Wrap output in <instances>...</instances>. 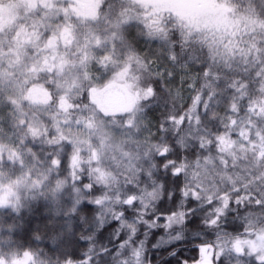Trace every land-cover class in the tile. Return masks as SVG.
<instances>
[{
	"label": "trees",
	"instance_id": "1",
	"mask_svg": "<svg viewBox=\"0 0 264 264\" xmlns=\"http://www.w3.org/2000/svg\"><path fill=\"white\" fill-rule=\"evenodd\" d=\"M26 1L0 0V48L8 58L22 62L20 67L26 58L21 53L23 43L32 41L37 46L50 43L56 30L52 22L34 26L33 19L24 13ZM130 2L133 5L127 0H104L96 11V20L72 19L65 26L77 38L83 39L87 34L110 46L104 57L103 77L98 72L89 81L79 71L78 78L72 82L64 72L34 73L23 67L24 75L19 76L21 70L14 75L6 69L0 70L5 72L0 78V182L9 181L5 187L13 188L17 195L10 199L15 209L0 204V257L31 253L44 264H66L68 259H72V264H82L80 259L85 256L91 257L95 264L97 253L118 243L114 238L109 239L111 229H101L92 244L86 242L92 234L95 208L88 205L75 213L72 209L78 208L77 200L95 197L78 190L82 189L78 180L84 178L102 188L107 199L99 210L101 214L105 209L117 210V197L126 195L129 186L137 189L139 197L152 203L147 193L152 191L156 180L150 175L155 171L152 167L155 156L163 144L175 142L178 128L170 125L166 133H161L160 122L170 110L186 111L179 107L181 101L175 96L174 83L164 77V82L173 89L175 109L171 101L157 104L149 113L148 130L143 132L140 129L146 121L138 118L143 116L155 83L151 78L158 75L149 70L150 60L164 63L168 70L184 72L180 64L174 65L169 60L173 54L180 58L181 64L185 60L194 61L190 73L194 79L197 72L210 69L211 79L198 80L197 91L191 88L183 98L190 104L200 88L206 89L205 97L214 92L211 107L219 117L207 121L208 114L201 113L208 124L205 130L203 126L197 127L193 114L191 132L186 126L181 133L188 141L185 147L189 148L188 154L180 153V164L185 166L183 182L198 192L202 203L208 198L221 206L226 200L231 201L228 215L220 221V232H206L203 242L240 236L264 223V92L261 91L264 89V0H202L200 6L205 13L212 14L208 19L212 23L206 25H196L192 22L194 17L190 20L182 13L177 16L158 11L153 5L152 16V11L139 8L140 4L136 3L139 1ZM221 7L228 9L224 15L229 24L215 21ZM145 15L151 18L145 21ZM136 16L144 21L137 18L134 21ZM20 54L23 61L19 60ZM116 78L120 82L116 83ZM29 79L31 84L39 86L37 91L43 99L40 105H32L25 97L30 85L24 81ZM231 81L237 86L246 84L248 88L238 93H233L231 88L222 92L226 82ZM119 88L126 93L125 105L108 110L104 105L103 110L97 95L102 90L107 93ZM233 96L237 108L228 111ZM71 126L90 132L88 143L73 144L74 136L63 134ZM108 130L130 135L131 140L117 143L107 135ZM149 131L155 133L154 139ZM196 143L203 144V152L195 147ZM159 175L167 177L169 186L175 180L170 173ZM196 219L199 225V218ZM199 227L203 229V225ZM126 231L131 230L126 228ZM154 231L155 235L147 238V245L128 244L124 255L107 257L100 264H140L132 253L137 249L144 253L145 247L147 258L143 264L193 262L196 253L191 241L177 242L175 256L169 255L172 246L152 249L151 244L164 230ZM140 238L145 239L142 234ZM93 245L94 251H89Z\"/></svg>",
	"mask_w": 264,
	"mask_h": 264
},
{
	"label": "snow or ice",
	"instance_id": "2",
	"mask_svg": "<svg viewBox=\"0 0 264 264\" xmlns=\"http://www.w3.org/2000/svg\"><path fill=\"white\" fill-rule=\"evenodd\" d=\"M169 60L174 65L180 64L182 71L191 73V63L194 61L185 60L181 64L180 58L175 54L170 55ZM149 70L151 71L150 65ZM157 73L158 75L151 78L155 83L152 84L150 89L151 95L147 97L143 116L138 118L146 121L145 127L140 129L141 132L148 130L149 113L153 111L157 104L171 101L172 108L175 109L176 107V99H173V89L164 82L165 75L170 81L175 77V73L172 71L162 72L159 69H157ZM201 78L210 80V69L209 71L201 70L197 72L195 79L189 76L187 81L185 76H181V87L187 82L189 87L196 92V83ZM257 80H259V75ZM228 88H231L233 93H238L248 88V85L240 84L237 86L235 81L226 82L222 92H226ZM205 90V88H200L198 94L191 98L190 104L184 102L182 91L175 93V96L181 101L179 107L186 109V111L178 113L170 110L169 115L165 116L160 122L159 132L161 133H166L170 125L178 126L176 129L177 138L174 143L163 144L155 156V164L152 165L155 171L151 172L150 175L155 176L156 180L153 181L152 191L147 193V197L152 201L151 204H149L148 200L137 195L136 188L129 186L126 190V195L117 197V210L105 209L103 214H101L99 210L103 208V202L107 199L102 188L90 183L87 179L80 178L78 180V184L82 186V189L78 188V190H83L85 196L95 197V199L77 200L76 205L78 208L73 207L72 209L73 213H75L78 210H83L88 205H92L95 208L92 234L86 238V242L92 244L96 239V234L101 229L105 231L111 229L109 239L113 241L114 238L115 241H118L111 248L105 247L102 252L97 253L98 259L95 264H100V261L107 257L115 258L124 255L128 251V244L135 245L140 243L147 245V238L150 235H155L154 230L158 228H162L164 231L162 235L157 236L155 243L151 244L152 249H167L172 246V251L169 252V255L175 256L177 251L175 245L177 242L191 241L193 251L196 253V257L193 258V264H230L229 261L224 259V248L222 246L219 251H209L214 249L215 246L204 244L203 239L206 232L211 234L214 229H220V221L228 215L231 201L226 200L221 206L218 201L208 198L206 203H202L198 192L188 187L181 179L185 166L180 164V153L181 151L186 154L189 153V148L185 147L188 141L185 140L181 133L185 131L186 126L187 131L191 132L190 125L193 120V114H195L197 127L203 126L205 130H208V124L201 113L208 114L207 121L219 119L218 114L211 107V102L215 99V93L213 92L212 95L205 97ZM261 91L264 92V89H261ZM232 101L230 107L226 110H236L235 96H233ZM217 103L219 102L217 101ZM149 136L154 139L155 133L149 131ZM195 147L203 152V144L196 143ZM192 152L194 153V149ZM185 159H187V155ZM59 163L62 165L63 161ZM161 172L170 173L171 177L175 178V180L171 181V186H169V180L166 176L161 177L159 175ZM149 208H151L149 211L143 210ZM133 211L134 214L129 216V213ZM196 218H199V225H203V229H200ZM126 228L131 231H126ZM141 229L144 230L143 233H141ZM185 233H188V235H185ZM141 234L145 239L140 238ZM81 239L85 238L81 237ZM89 251H94V245ZM146 251L147 248L145 247L144 253L137 249L132 254L140 264H143V260L147 258ZM236 251H239L238 247ZM26 256H28L27 253ZM29 260H31V257H29ZM80 260L82 264H94L91 257L83 256ZM66 264H72V259H68ZM181 264H188V261L184 260ZM258 264H264V259H261Z\"/></svg>",
	"mask_w": 264,
	"mask_h": 264
},
{
	"label": "rangeland",
	"instance_id": "3",
	"mask_svg": "<svg viewBox=\"0 0 264 264\" xmlns=\"http://www.w3.org/2000/svg\"><path fill=\"white\" fill-rule=\"evenodd\" d=\"M130 1H146V3H136L140 4V9L146 8L148 11H152L150 8L151 5H153L154 7L157 6L158 11H166L177 16H181L182 13V16L188 15L186 16L188 19L194 17L192 22L196 25H206L212 23L208 20L211 19L210 16L212 14L207 11L205 13L203 7L200 6L202 4V0H127L130 5H133ZM26 3L27 5H23L24 13L26 16L33 19L34 26H40L45 23L49 24L50 22L54 24L53 27H56V30L54 31L55 34L53 36L54 38L52 42L46 44L41 43L39 46L32 41L24 42V48L21 53L24 57L26 55V58L21 67L20 65L22 62L19 63L12 57L8 58V54L0 48V70L6 69L13 75L17 74L18 71L21 70V72L17 74L19 76L21 74L24 75L23 67L27 70H32L34 73L38 71H58V73L64 72L67 76L71 77L72 82H75V79L78 78L76 73L79 71H83L85 78L89 81L95 79L94 74L98 75V72L101 73L102 77L104 76V57L110 52V46L104 45L102 41L98 42L97 38L87 35L86 33L83 39H81V37L77 38L76 34L75 36L69 34L70 29L65 27L72 19L77 22L96 20V14L99 11L98 9H100L99 7L104 3V0H28ZM227 10L228 9L226 7H221L215 21L222 25L229 24L224 15ZM151 14L152 16L155 15L153 11ZM136 18L139 21H144L140 16L134 17V21H138ZM149 18H151V15L146 16L145 21H148ZM240 18L241 17H239V19ZM128 21L130 22V20ZM129 22H127V25L131 23ZM139 47L140 44L137 48ZM22 55L20 54L19 59L21 61L24 60ZM149 65L155 73H157V69L162 72H174L175 77L169 82L174 83L177 92L182 91L183 97H185L187 91L191 89L187 82H185L183 87H181L180 78L181 76H185L187 81V78L190 76L194 79L192 74L186 72L180 73L177 70H168L164 63L155 59L150 60ZM4 74L5 72H0V78H2ZM165 77L167 78V75H165ZM119 80V78H116V83ZM24 82L25 84L30 85L25 91V97L27 96V100L32 105H40L43 99L37 91L39 86L31 84L30 79ZM125 96V91L122 88H119L116 90L110 89L107 93H104V90H102L101 93L97 95V99L101 108L104 110L105 105L106 110H108L113 106L114 108H121L124 106ZM103 125L104 124H102V126ZM89 128L94 132V127L91 126ZM63 132L64 135L70 134V136H74L73 144L77 143L83 145V142L86 141V143H88L87 141L91 138V133L86 132L84 128H74L71 126ZM107 135L116 140L117 143H121L125 140H131L130 135L125 136L115 132L114 130H110ZM88 160L89 158H86L87 162ZM100 175L102 174L100 173ZM8 182L9 181L5 183L0 182V204L11 209H15L10 199L16 198L17 195L14 193L13 188L11 189L5 187ZM218 232L220 231H214L212 234ZM203 243L215 246L214 249L209 251H219L222 246L224 248V259L229 261L230 264H258L261 259H264V223L256 227L254 231L244 233L240 236H227L211 241H205ZM237 247L239 248V251H236ZM27 254L28 256L24 253L20 256L0 257V264H44L33 254ZM29 257H31V260H29ZM188 264H193V262H188Z\"/></svg>",
	"mask_w": 264,
	"mask_h": 264
}]
</instances>
